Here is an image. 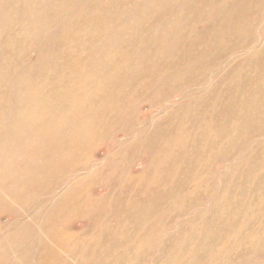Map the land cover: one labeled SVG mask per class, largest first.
<instances>
[{
    "label": "rangeland",
    "instance_id": "1",
    "mask_svg": "<svg viewBox=\"0 0 264 264\" xmlns=\"http://www.w3.org/2000/svg\"><path fill=\"white\" fill-rule=\"evenodd\" d=\"M31 1L0 0V264H195L210 245L214 259L199 264L231 258L264 264V178L253 190L264 175V120H254L264 106L246 101L245 92L264 49V0H52L44 12L54 18L37 26L26 18L39 2ZM86 18L78 34L102 26L92 44L95 53L86 56L93 64L85 72L93 76L86 83L83 76L69 96L93 89L99 76L122 74L128 100L118 105L119 118L102 117L101 125L115 127L93 140L91 153L78 150L93 163L44 197L47 185L39 179L54 166L52 156L60 162L76 152L66 144L67 124L80 131L79 145L87 137L76 123L63 120L62 109L47 126H24L28 118L19 126L15 102L36 90L19 93L16 87L26 68L31 72L25 78L33 82L53 71L50 56L62 51L52 46L58 37L51 33ZM93 172L101 177L91 187ZM125 173L130 178L122 179ZM87 190L90 195L83 197ZM116 193L134 198L116 201ZM105 195L106 211L90 227L96 199ZM58 222L65 232L55 228ZM49 224L54 227L43 231ZM214 232H222L217 245L209 242Z\"/></svg>",
    "mask_w": 264,
    "mask_h": 264
},
{
    "label": "bare ground",
    "instance_id": "2",
    "mask_svg": "<svg viewBox=\"0 0 264 264\" xmlns=\"http://www.w3.org/2000/svg\"><path fill=\"white\" fill-rule=\"evenodd\" d=\"M21 1V0H20ZM31 0H29L30 2ZM78 1V0H77ZM98 1V0H96ZM94 1V2H96ZM164 1V0H163ZM175 1V0H174ZM214 1V0H213ZM32 2V1H31ZM38 2V1H36ZM52 2V0H39V2L36 4V7L34 8V10L29 11L30 14H28V16L26 18H29L30 20H32L33 22L36 23V26L39 24H43L44 23V18L46 19H51L54 18V16L52 14H46L44 12L45 8H47L50 3ZM56 2V1H55ZM59 2V1H58ZM81 2V1H80ZM105 2V1H104ZM103 2V3H104ZM212 2V1H211ZM247 2V1H245ZM23 3V2H22ZM28 3V2H27ZM63 3V2H62ZM76 3V2H75ZM102 3V4H103ZM119 3V2H118ZM227 3V2H226ZM235 3V1H234ZM2 4V3H1ZM17 4V3H16ZM35 4V3H34ZM74 4V3H73ZM82 5V3L80 4ZM93 5V3H92ZM234 5V4H233ZM232 5V6H233ZM32 6V5H31ZM75 6V5H74ZM73 6V7H74ZM77 6V4H76ZM84 6V4H83ZM89 6V5H88ZM30 7V6H29ZM33 7V6H32ZM65 8V7H64ZM98 8V7H97ZM259 8V7H258ZM91 9V7H90ZM221 9V8H220ZM1 10V9H0ZM208 10V9H207ZM9 11V10H8ZM72 12V10H70ZM86 11V10H85ZM101 11V10H100ZM264 11V10H263ZM44 13V15H43ZM68 13V12H67ZM79 13V12H78ZM77 13V14H78ZM81 13V12H80ZM96 14V13H95ZM160 14V13H159ZM262 14V13H261ZM80 15V14H79ZM82 15V13H81ZM94 15V14H93ZM158 15V14H157ZM76 16V15H75ZM95 16V15H94ZM219 16V15H218ZM63 17V16H62ZM112 17V16H111ZM225 17V16H224ZM223 17V18H224ZM64 18V17H63ZM62 18V19H63ZM125 18V16H124ZM232 18V17H231ZM212 19V18H211ZM75 20V18H74ZM72 23L73 27L69 28V27H62V28H57L58 30H56L55 32H52L51 35H54L56 37H58L56 40H54L55 42L52 43L53 47H58L60 51V53H57L56 55H51L50 56V66L52 68L53 71H51L50 73L42 76V78L38 81V82H33L30 78H25L27 76V73L31 72V69H28L26 71V69H24V74H23V81L22 83L17 86L16 90L19 91V93L22 91H28L29 89H35L36 91L34 92H30L27 95L23 96V97H18L17 101L15 102V105L13 107L14 111H17L19 113L18 117H14V120H16L19 124V126H22L21 121H23L25 118H28L27 121L24 122V126H31L32 129H38L41 128L42 126H47L48 125V121L51 120H55L57 118V112L58 109H62L61 112L59 113V115L63 118L64 121H69L73 124H77V126L83 128V133L85 134V136L87 137V139H85L81 145H79L78 141H77V137L80 134L79 130H76L72 127L68 125L67 128H65L64 132L65 135L67 137L66 139V144H72L71 146L76 150L75 153H73L74 155H70L69 157H67L65 160L58 162L57 157L56 156H52V162H54V166L51 167V171H49L46 175H44L43 177H41L39 180L40 182H44L45 185H47V189H45V191H43V196L47 197L49 195H52L54 193V191L56 192V188L60 187L62 184H64V182L67 180V178L73 174H78L80 171H85L88 166L93 163L94 160L91 159V156L87 155L84 157H81V153H79V151H85L87 149L90 150V153L92 151V148L94 146L93 144V140L97 139L98 137H104L106 136V134H108L112 128L115 127V124L113 123V125L108 126L106 125V121L103 125H101V119L102 117L105 116H111L112 118H119V112L117 111V107L120 103H123L125 101H127V92L129 91V89H123L121 88V83L126 82L127 80L125 79L123 82L122 80V74H118V75H114V76H109L107 78H101L100 76L97 78L98 80L96 82L93 83V86H91L93 89H88L87 91H83L80 93H76L74 94V97L69 96V92L71 91V89L74 87V85L76 84L77 81H79L80 79H82V77L84 76L86 79L83 80L84 83L87 82V80L92 77L93 75L91 73H87L85 72L86 70H89L88 68L93 64L92 61L90 59H88L87 61V54H89V52L91 54L93 53L94 48L92 47V44L96 41V37L97 35H99L100 33L102 34V26L100 25H94L93 27H86V28H90L89 30H86L85 32L83 31V33L78 34V30L77 27H81L82 29L85 28V26L88 25V21L89 19L86 18V20H82L80 21L81 25L74 21ZM25 21V20H23ZM27 21V20H26ZM25 21V22H26ZM68 20L64 21L63 24H65V22H67ZM254 23V22H253ZM62 24V23H61ZM60 25V24H59ZM67 25V24H65ZM249 26V25H248ZM252 26V25H251ZM16 29V28H14ZM264 30V29H263ZM155 31V29H154ZM247 31V30H246ZM46 33V32H45ZM127 33V32H125ZM12 34V33H11ZM33 35L35 36H40L43 37L45 36L44 32H32ZM47 34H49V32L47 31ZM79 36H78V35ZM121 32H117L116 35H120ZM263 34V33H262ZM77 35V37H76ZM169 35V34H168ZM256 35V34H255ZM48 36V35H47ZM39 37V38H40ZM51 37V36H50ZM17 38V37H16ZM19 38V37H18ZM17 38V39H18ZM10 39V38H9ZM261 39H263L261 37ZM210 40V38H209ZM264 40V39H263ZM48 41V39H47ZM76 41H81L83 43L82 47H79L77 44H75V46H72L70 43L72 42H76ZM174 41V40H173ZM261 41V40H260ZM70 44V45H69ZM98 45V44H97ZM261 45V44H260ZM264 45V44H263ZM234 46V45H233ZM243 46V45H242ZM240 46V47H242ZM245 46V45H244ZM254 46V45H253ZM229 47V46H227ZM137 48V47H136ZM225 48V47H224ZM247 48V47H246ZM264 48V47H263ZM15 49V48H14ZM129 49V48H128ZM244 49V48H243ZM3 50V49H2ZM56 50V49H55ZM255 50V49H254ZM227 51V50H226ZM240 51V50H239ZM4 53V51H2ZM7 52V51H6ZM219 52V51H218ZM12 53V52H11ZM125 53V52H124ZM220 53V52H219ZM243 53V52H242ZM2 54V53H1ZM102 54V53H101ZM225 54V51H222L221 55ZM247 54V53H245ZM125 56V55H124ZM8 58V57H6ZM230 59V58H229ZM8 60V59H6ZM48 63V62H47ZM120 66V65H118ZM258 69H256V71L254 72L253 75L251 76H247L246 80H245V92H246V101H251L253 103H260V105L264 106V49H262L260 51V60L258 63ZM6 68V67H5ZM118 68V67H117ZM224 71V70H223ZM3 72V71H2ZM230 72V71H229ZM1 73V72H0ZM9 74V75H8ZM11 73H7L5 75V78H7L8 76H10ZM150 74V73H149ZM220 74V73H218ZM2 75V74H1ZM141 75V74H140ZM78 76H80L79 78H77ZM98 75H96L97 77ZM1 77V76H0ZM116 77V78H115ZM137 79V78H136ZM208 80V79H207ZM213 80V78H212ZM215 80V79H214ZM213 80V81H214ZM4 81V78H3ZM202 81H199L198 83H194V84H200ZM212 83V81H211ZM122 85V86H123ZM97 86L99 87V89H97ZM109 86H111V88H109ZM148 86V85H147ZM188 88V87H187ZM206 89V88H205ZM189 90V89H188ZM205 91V90H204ZM184 93V92H183ZM18 94V93H16ZM206 94V93H205ZM6 95V93H5ZM17 96V95H16ZM140 93H137V95L134 96L135 99H138L140 97ZM72 97V98H71ZM138 97V98H137ZM180 97V95H179ZM190 97V96H189ZM201 97V96H200ZM199 97V98H200ZM87 99V101L85 102V104H80L78 101L80 99ZM185 99V98H184ZM188 99V98H187ZM217 99V98H216ZM251 99V100H250ZM181 100V99H180ZM200 100V99H199ZM201 101V100H200ZM199 102V101H198ZM2 103V101L0 102V104ZM109 104H116V107L113 109H109ZM169 104V103H168ZM167 104V105H168ZM188 104V103H187ZM258 105V104H257ZM1 106V105H0ZM163 106V105H162ZM207 106V105H206ZM5 107V106H4ZM258 107V106H257ZM174 108V107H173ZM176 108V106H175ZM205 109V107H204ZM66 110V111H65ZM13 111V112H14ZM171 111V110H170ZM161 112V111H160ZM186 112V111H185ZM184 112V113H185ZM67 113V114H65ZM65 114V115H64ZM205 114V112H204ZM166 116V114H165ZM164 116V117H165ZM184 116V114H183ZM211 116V115H210ZM124 117V116H123ZM175 117V115H174ZM173 117V118H174ZM179 117V116H178ZM205 117V116H204ZM61 118V120H62ZM83 118V121L79 120ZM155 119V118H154ZM159 119V118H158ZM178 119V118H177ZM197 119V118H194ZM264 120V109H262L259 113L254 115V120L257 121H261ZM166 120V119H165ZM251 120V119H250ZM157 121V120H156ZM159 121V120H158ZM100 124V127L96 125V123ZM121 122V121H120ZM154 122V121H153ZM150 126V125H149ZM148 127V126H147ZM246 127V126H245ZM123 128V127H122ZM4 129V128H3ZM121 129V128H120ZM147 129V128H146ZM241 129V128H240ZM144 131V130H143ZM118 132V131H116ZM134 132V131H133ZM264 132V131H263ZM55 133V132H53ZM112 133V132H111ZM127 133V132H126ZM259 133V132H258ZM262 133V132H261ZM82 134V133H81ZM132 134V133H131ZM204 134V133H202ZM144 135V134H143ZM154 135V134H153ZM196 135V134H195ZM115 136V132L114 135ZM194 136V135H193ZM197 136V135H196ZM195 136V137H196ZM204 136V135H202ZM261 136V135H260ZM112 137V136H111ZM126 137V136H125ZM258 137V136H257ZM115 138V137H114ZM129 138V137H128ZM252 138V137H251ZM256 138V137H255ZM112 139V138H111ZM121 139V138H120ZM119 139V140H120ZM203 139V137H202ZM250 139V138H249ZM262 139V138H260ZM253 140V139H252ZM118 141V140H117ZM122 141V140H121ZM55 142L57 143V139L55 138ZM134 142V141H133ZM136 142V141H135ZM192 142V141H191ZM253 142V141H252ZM257 142V141H256ZM260 142V141H259ZM250 143V142H248ZM255 143V142H254ZM133 144V143H132ZM264 144V143H263ZM122 145V144H121ZM249 145V144H248ZM133 146V145H132ZM234 146V145H233ZM247 146V145H246ZM251 146V144L249 145ZM194 148H198L197 144L193 145ZM108 148V147H107ZM216 148V147H215ZM251 148V147H250ZM69 149V148H68ZM71 149V148H70ZM79 150V151H78ZM245 150V149H244ZM248 150V149H247ZM243 151V150H242ZM173 152V151H172ZM53 154V150L51 152ZM240 152H238L239 154ZM245 153V152H243ZM249 153V152H248ZM251 154V153H250ZM45 156L47 157V159L50 161V156L51 154L49 153H45ZM244 156H247V154H244ZM230 157V156H229ZM239 157V156H238ZM241 158V156H240ZM203 159V158H202ZM233 159V157H232ZM231 159V160H232ZM237 160V159H236ZM98 161V159H97ZM192 161V160H191ZM225 161V160H224ZM241 161V160H240ZM96 163V162H95ZM182 163V162H181ZM224 163H228V162H224ZM237 164V163H236ZM232 165V163H231ZM175 166V165H174ZM110 167V166H109ZM193 167V166H192ZM196 167V166H195ZM228 167V166H227ZM55 168V170L52 172V169ZM94 168V167H92ZM174 168V167H173ZM222 168V167H221ZM229 168V167H228ZM192 169V168H190ZM232 169V168H231ZM218 172V170H217ZM116 173V172H115ZM227 173V172H226ZM263 173V172H261ZM176 174V173H175ZM147 173H145L144 176H146ZM262 175V174H261ZM117 176V175H116ZM115 176V178H116ZM130 173H125L122 176V179L126 180L128 178H130ZM8 177V176H7ZM100 177L101 175H99V172L94 173L93 175L90 176L89 178V182L92 183L91 187L96 186L99 182H100ZM189 177V176H188ZM264 178V175H262L261 177V181L260 179L257 181V184L254 186L255 190L256 188H260L261 185H259V183L262 182V179ZM6 179V178H5ZM216 179V178H215ZM222 179V178H221ZM219 179V181L221 180ZM88 180V179H86ZM223 180V179H222ZM19 182V181H18ZM1 183V182H0ZM20 183V182H19ZM21 183H23L21 181ZM65 185V184H64ZM212 186V185H211ZM214 186V185H213ZM218 188V187H216ZM258 188V189H259ZM161 190V189H160ZM63 191V190H62ZM215 191V190H214ZM213 191V192H214ZM32 192V191H31ZM89 191H85V193L83 194V197H86L88 195H90L88 193ZM211 192V191H210ZM32 193L35 194V192L33 191ZM213 194V193H211ZM36 195V194H35ZM157 195L159 196V192L157 193ZM210 195V194H209ZM216 195V194H215ZM16 196V195H15ZM15 196H13L12 198L17 200V198H14ZM109 195H105V197L103 196L102 198L96 199L99 201V206L97 209V213H96V218L93 220V222L90 224V227H96L97 224L100 221L102 212L106 211V207H105V198L108 197ZM255 196V195H254ZM2 197V196H1ZM42 197V198H44ZM92 197V196H91ZM226 197V196H225ZM224 197V198H225ZM3 198V197H2ZM1 198V199H2ZM21 198V197H20ZM114 200H119V201H124V202H128V201H132L133 197H128V195H123L120 196V194H114L113 195ZM159 198V197H156ZM19 199V197H18ZM166 199V198H165ZM216 199V198H215ZM214 199V200H215ZM256 199V198H255ZM3 200V199H2ZM212 200V199H211ZM6 201V200H5ZM52 201V200H51ZM220 202V201H219ZM244 202V201H243ZM204 203V202H202ZM1 205V204H0ZM5 205V204H4ZM205 205V204H204ZM8 206V205H7ZM62 206V205H61ZM6 207V205L4 206ZM198 207V206H197ZM209 207V206H208ZM258 207V206H257ZM1 208V206H0ZM3 208V206H2ZM1 208V209H2ZM177 208V207H176ZM180 208V207H179ZM202 208V207H201ZM220 208V207H219ZM226 208V207H225ZM224 208V209H225ZM246 208L248 209H252L251 206L246 205ZM9 209V206H8ZM204 209V208H203ZM209 209V208H208ZM4 210V209H3ZM2 211V210H0ZM33 212V211H32ZM31 212V213H32ZM64 210H61V213L64 214ZM202 212V211H201ZM200 212V213H201ZM193 213V212H192ZM247 215V214H246ZM20 216V215H19ZM18 216V217H19ZM196 216V215H195ZM194 216V217H195ZM189 217V216H188ZM208 217V216H206ZM185 218V217H184ZM22 219V218H20ZM173 220V219H172ZM171 220V221H172ZM211 220V219H210ZM11 221V220H10ZM262 221V220H261ZM180 223V222H179ZM178 223V224H179ZM190 223V222H189ZM5 225V224H4ZM29 225V224H28ZM32 225V224H31ZM30 225V226H31ZM174 225V223H173ZM180 225V224H179ZM189 225V224H188ZM204 225V224H203ZM226 224H224L225 226ZM6 226V225H5ZM65 224L58 222L56 223L55 228L57 230H59L60 232H65V228L64 227ZM233 226V225H232ZM52 227H54V225H46L43 228V231L48 232V229L50 230ZM31 228V227H30ZM29 228V229H30ZM246 228V227H245ZM32 229V228H31ZM173 229V228H171ZM177 229V228H176ZM203 229V228H202ZM249 229V228H246ZM258 229V228H257ZM5 230V229H4ZM222 230V229H221ZM230 230V229H229ZM228 230V231H229ZM244 230V229H243ZM1 231V230H0ZM32 231V230H31ZM36 231V230H35ZM37 232V231H36ZM168 232V231H167ZM39 233V232H38ZM170 233V232H168ZM215 233V232H214ZM34 234V233H33ZM37 234V233H36ZM174 235V232L172 233ZM170 235V234H169ZM201 235V234H200ZM209 235V234H208ZM222 236V232L220 233V235H218V232H216L210 239L209 242L215 243V245H217L219 242H221V238L219 239V237ZM47 237V236H46ZM170 237V236H169ZM13 238V237H12ZM11 238V239H12ZM201 237H199L200 240ZM57 239L61 242H66L67 241V237L66 236H60L57 237ZM166 239V238H165ZM264 239V238H263ZM167 240V239H166ZM165 240V241H166ZM248 240V239H247ZM12 241V240H11ZM164 241V242H165ZM10 242V241H9ZM161 242V241H160ZM243 242V241H242ZM241 242V243H242ZM8 243V242H7ZM12 243V242H10ZM33 243V242H32ZM163 243V242H162ZM13 244V243H12ZM159 244V243H158ZM164 244V243H163ZM197 244V243H196ZM215 246L210 245L209 247H206V249L204 250L203 254H200L197 259L195 264H199L202 261H212L213 258V251H215ZM247 247V246H245ZM64 248V247H62ZM162 248V247H161ZM163 249V248H162ZM198 249V248H197ZM240 249V248H239ZM238 249V251H239ZM243 250V248H241ZM246 249V248H244ZM262 249V248H260ZM59 250V249H58ZM235 250V249H234ZM257 250V249H256ZM237 251V252H238ZM236 252V253H237ZM246 252V251H245ZM3 253V252H2ZM71 254V253H70ZM196 254V253H195ZM245 254V253H244ZM243 254V255H244ZM257 254V253H256ZM124 255V254H123ZM236 255V254H235ZM234 255V256H235ZM238 255V254H237ZM262 256V254H260ZM259 255V256H260ZM240 256V254H239ZM69 257V256H68ZM119 257V256H118ZM153 257V256H152ZM1 258V256H0ZM121 258V257H120ZM163 258V257H162ZM257 258V257H256ZM250 259V257H249ZM263 259V258H262ZM70 260V259H69ZM150 260V259H149ZM159 260V259H157ZM254 260V259H253ZM156 261V260H155ZM154 261V262H155ZM225 261V260H224ZM228 264H241L240 262H238V259L236 258H232L229 260H226ZM247 261V260H246ZM251 261V260H250ZM264 261V259H263ZM117 262V261H116ZM252 262V261H251ZM257 262V261H256ZM52 264V262H50ZM209 263V262H208ZM226 263V264H227ZM253 263V262H252ZM258 263V262H257ZM263 263V262H262ZM261 263V264H262ZM250 264V263H249Z\"/></svg>",
    "mask_w": 264,
    "mask_h": 264
}]
</instances>
